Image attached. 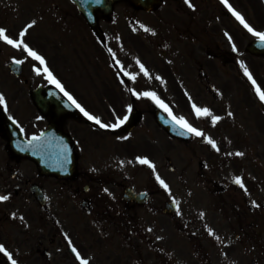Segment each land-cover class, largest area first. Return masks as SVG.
<instances>
[{"label": "flooded vegetation", "instance_id": "flooded-vegetation-1", "mask_svg": "<svg viewBox=\"0 0 264 264\" xmlns=\"http://www.w3.org/2000/svg\"><path fill=\"white\" fill-rule=\"evenodd\" d=\"M191 3L194 8L184 0H169L145 11L129 1H120L113 5L110 15L95 11L103 33L98 36L87 26L75 4L64 0L42 14L51 24H56L57 30L51 39L26 35V42L44 56L53 75L86 111L100 117L104 123H113L114 115L127 116L131 124L129 126L126 121L120 128L103 129L88 120L79 108V112L71 109L73 112L67 113L63 101L45 90L50 86L57 88L54 83H35V78L29 77L30 82L23 79L22 85L19 82L0 84V93L5 95L7 102V110L0 105V195L10 196L9 200L0 202V243L13 252L18 264H80L65 233L89 264H264V164L259 178L243 180L247 192L235 184L234 179L221 181L217 165L206 163L204 158H198L191 168L182 169L180 178L172 179L176 167L172 164L170 148L178 144L188 149L196 143L197 136L189 140L177 139L158 127L153 117L157 104L134 95V92L152 91V82H142L146 77L143 74L138 78L140 82H134L124 75L121 67L123 63L127 68L138 56L143 60L150 57L154 42L150 40L148 46L140 41L148 46L141 50L140 36L134 40L132 36L125 39L122 27L108 34L102 26L112 20L111 16L118 10L155 15L166 7L167 40H164L161 54L169 60L174 54L179 56L182 76V71L187 70L184 56L195 55L194 61H197L204 58L203 54L212 60L217 57L214 51L226 57L233 54L231 44L227 43L228 48L221 50L214 34L204 37L202 30L201 33L197 30L195 36L191 27L198 25L201 18L197 16L209 7L221 12L222 16H233L228 7L222 0H207L206 3L191 0ZM228 3L235 8L232 0ZM83 25L88 34L81 29ZM178 29H182L183 34H174ZM239 30L241 42L250 39L243 25L240 24ZM130 31L133 33L132 29ZM192 36L195 40L190 39ZM245 36L248 37L244 39ZM128 42H132V49L126 45ZM181 42L187 43L180 48L173 45ZM195 42L199 44L196 54L190 46ZM117 48L120 49L118 53ZM242 51L247 54L245 49ZM22 55L31 59L26 53ZM77 59L85 60L79 61V74L84 79L78 83L72 82L76 77ZM169 60L165 66L172 76ZM144 64L151 67L145 61ZM197 64L201 80L204 64ZM34 66L41 69L39 76L45 80L44 65L35 61V65L28 67L30 72ZM108 69L112 77L110 82ZM185 79L196 81L197 78L186 76ZM205 80L213 90L210 80ZM175 85L188 107L190 100L184 80ZM38 86L42 91L36 106L31 91ZM162 100L172 107L170 99ZM198 101L201 106L210 107L214 114L217 111L218 104ZM129 105L132 106L130 111ZM258 105L263 106L262 102ZM259 111V116L264 117V111ZM187 112L189 110L185 114ZM1 114L15 118L26 137L42 134L53 118L55 139H49L41 150L51 148L48 157L53 162L51 167L61 170L58 175L45 173L29 159L10 151ZM185 114L182 115L190 120ZM37 117L42 119L37 120ZM199 119H206L203 122L209 127H198L193 120L192 124L205 133L214 127L210 117ZM120 136L128 139L118 140ZM60 150L64 153L62 158ZM159 153H165L166 165L160 167L153 162L170 192L159 184L147 165L135 160L138 155L151 159V155ZM198 153H202L201 148ZM125 160L135 163L125 165ZM218 216L225 221L223 225L218 223ZM209 228L214 236L209 235ZM217 236L220 239H216ZM0 264H11L3 253H0Z\"/></svg>", "mask_w": 264, "mask_h": 264}, {"label": "rangeland", "instance_id": "rangeland-1", "mask_svg": "<svg viewBox=\"0 0 264 264\" xmlns=\"http://www.w3.org/2000/svg\"><path fill=\"white\" fill-rule=\"evenodd\" d=\"M63 1L64 0H0V27L6 28L10 36L16 37L18 32L27 23L36 20L37 24L29 30V34L44 39L47 36L52 37L54 31L57 29L52 25L48 26L42 24L37 18H39L38 15L40 13H48L45 8H49L50 10V7L52 8L53 5H57L58 3L62 4ZM168 1L169 0H166L165 2ZM200 2L206 3L207 0H200ZM232 4L235 6V9H238L237 11L245 17L249 24L259 31H264V0H232ZM165 10L166 7H162L155 15H147L142 12L137 13L131 10H118L116 11V15L114 14L112 17V20L102 23V26L106 29L108 34H111V30L114 28L117 29L122 27V35L125 39L128 36H132L134 40L137 36H140L138 40L141 50H146L150 40L154 42V46H151L152 55L150 57H146L143 60L138 56L134 61L129 62L127 68H124L123 63L121 67L125 72L130 71L131 73H136L137 75L134 82H140L138 78H142L143 73L139 70L137 60L143 64L144 61L147 62V65L151 67L148 68L145 64L144 65L149 70L150 77L154 79L145 77V80H142V82H152V91L156 92L161 99H170L172 107H169L173 114L180 116L182 114L184 115L185 112L189 110L185 116H189L190 120L186 119L190 123H192L193 120L195 124H198V127L202 125L209 127L208 123L203 122L206 119L201 121L195 116L191 109V102L189 101L187 107L183 101L181 92L177 85H175L176 83H181V79L184 80L187 86L185 90L187 96H191L192 100L195 99V103L198 106H201L198 100H201V103H205L207 100L209 103L213 102L214 104H218L215 114L221 116L222 119L217 122L212 129H207L205 134L216 141L220 151L212 149V146L202 137H197L196 143L192 144L188 149L178 144H173L172 148H170V152L172 164H175L176 170L172 173V179L176 180L180 178L181 170L191 168V165L195 164L198 158H204L205 162L210 165H217L219 169V179L221 181L234 179L236 176H240L244 181L245 179L254 180L255 178H259V174L261 173L260 168H262L264 164V117L262 114L259 116L258 102L260 101L254 88L252 90L251 87V89H249L247 86L248 77L244 73V67H247L253 78L261 85L262 89H264V58H253L242 51V48L244 49V45L248 41L243 40L241 42V30H239V25L236 23L238 20H236L234 16H222L221 12H216L215 9L209 7L197 16L201 18V20L197 26H191L193 30L192 34L196 36L197 30H200V33L202 30V36L204 35V37L212 33L217 37V43L221 50L228 48V43L231 44V52H233V54L231 53V56L226 57V55L222 53L218 54L217 51H214L217 57H214L212 60L206 58V55L203 54L204 58H199L197 61H194L195 55L184 56L187 59L185 65L187 70L182 71L183 74L181 76L180 67L182 65L178 60L179 56L174 54L171 60H169L161 54L160 51H162V47L158 45L163 44L164 40H167ZM218 10L221 11L220 6H218ZM44 21L46 24L47 22L51 23L48 20ZM141 25L144 27H141ZM79 26L80 24L77 23V27ZM82 27H84L83 31L88 34L86 27L84 25ZM145 28H150L152 31H145ZM129 29H132L135 34ZM182 32V29H178L174 34H183ZM225 33L228 35H225ZM119 34H121V31H119ZM195 36H192L190 39L195 40ZM228 36H231L232 39L229 40ZM247 37L248 36H245L244 39ZM250 38H254L251 33ZM140 41H144L148 46L143 45V43L140 44ZM184 43L186 44L187 42L173 45L180 48ZM233 43L236 45L235 50L232 48ZM112 44L116 46L115 42H112ZM119 45L121 46V43H119ZM126 45L129 49H132V42H128ZM198 45V42L190 45L194 54L197 53ZM187 48L188 45L185 47L186 51L188 50ZM124 49L129 51L128 48ZM198 50L200 51V48ZM119 51L120 49L117 48V53ZM21 52V50L15 49L11 45H7L3 41H0V84L17 83L7 69V63L13 60V58L25 61L23 64L24 78L22 79L28 78L30 82L29 77H33L35 78V83L38 81L45 82L46 80L44 81V79H41V76L37 75L36 72L34 73V70L30 72L28 67L30 65H35V62L27 61L22 55L23 52ZM168 60V66L171 68L172 76H169V72L166 69L167 65L165 66V62ZM79 61L82 62L85 60H76V77L75 81L71 80L76 83L84 79V77L80 75L79 65L81 64H79ZM197 62H203L204 64L203 78H201V80L199 79V73L197 71ZM241 62H243L244 67L241 66ZM46 75L47 74H45V76ZM204 75L206 77H204ZM157 76L161 77V79H156ZM186 76L191 78L195 77L197 79L196 81H194V79L188 81L185 79ZM206 78L210 80V84L214 86L213 90L208 86L205 80ZM108 79L109 82L112 81L110 69H108ZM191 83L195 84L191 85ZM7 87L8 86H4L3 88ZM5 93L7 94L8 91L5 90ZM261 109L264 110L263 107ZM229 112L232 113L231 116L228 115ZM204 145L207 147H204ZM200 148L202 153H198ZM209 150L212 151V153ZM236 152H243L244 156L234 155ZM228 153H233V155H228ZM164 156L165 153L151 155V160L155 161V163L161 167L167 163L165 159H163ZM127 160L124 161L125 165L135 163L133 160H130L131 163H129V161L127 162ZM219 195L222 196V193ZM217 219L220 225L225 223L220 216H218Z\"/></svg>", "mask_w": 264, "mask_h": 264}, {"label": "snow or ice", "instance_id": "snow-or-ice-1", "mask_svg": "<svg viewBox=\"0 0 264 264\" xmlns=\"http://www.w3.org/2000/svg\"><path fill=\"white\" fill-rule=\"evenodd\" d=\"M184 2L190 8H194V5L191 3V0H184ZM222 3H224L228 7V9L232 12V14L236 18V20H238L239 23L241 25H243V27L249 33H251L254 37L258 38L261 42H264V31H259V30L255 29L251 24H249L247 22V20L245 19V17L239 11H237L235 8H233L230 3H228V0H222ZM35 24H36V20H32L31 22L27 23L18 32L16 37L10 36L8 34V30L6 28L0 27V41H3L7 45H11L15 49L21 50L23 53L27 54V57H30L34 61H38L41 65H44L43 72L45 74H47L49 81L54 83L56 85V87L59 88L60 91L63 92L64 95L67 96L68 99L70 101H72V103L77 108H79V110L84 114V116H86L88 118V120L94 121L95 124L99 125V127L103 128V129L120 128L121 125H123L127 121V119H128L127 116H124L121 118L120 116L114 115V122L113 123H104V122H102L100 117L95 116V115L91 114L90 112L86 111L85 108L82 107L75 100V98L72 96V94L65 90L64 85L53 75L51 70L47 67V63H46L44 56L41 55L37 50L32 48L26 42L25 37H26L27 33L29 32V30L31 28H33ZM141 27H144V26L141 25ZM144 30L149 31V32L152 31L150 28H145ZM225 35H228V34L225 33ZM228 39L231 40L232 39L231 36H228ZM232 48H233V50L236 49V45L234 43L232 45ZM109 51L111 52V49H109ZM13 62L16 64H23L25 61L22 59L13 58ZM117 63H119V61H117ZM137 64L139 65L140 72H142L144 76L151 78L149 70L145 67V65L143 63H141L139 60H137ZM241 66L244 67L243 62H241ZM33 70L36 72L37 75L41 74V69L39 67L34 66ZM244 73L248 77V79L251 81L252 86L254 88V91L257 94L259 100L262 103H264V89H262L261 85L258 84L257 81L253 78L252 74L249 72L247 67H244ZM124 75L130 76V78L132 80H135L137 74L124 72ZM156 79H161V77L157 76ZM134 95H137L138 97L142 96V97L149 98V99L153 100L159 107L163 108L164 111H166L168 113V115L172 118V121L180 129L183 130L181 132L182 135L187 133V134L195 135L197 137H202L206 140V142L209 145H211L214 149H216V151H220V149L217 147L216 141L213 138H211L210 136H207L202 129L193 126V124L190 123L183 115L177 116V115L173 114L169 105L166 104L164 102V100H162L157 95L156 92H154V91L134 92ZM188 98L191 102V109L198 119L210 117L213 125H215L218 121H220L222 119L221 116L215 115L211 111L210 108L198 106L194 101H192L191 96H189ZM0 105H3L5 110H7V102H6L5 95L3 93H0ZM131 108H132V106L129 105L128 106L129 111L131 110ZM228 115L231 116L232 113L229 112ZM39 119H42V117H37V120H39ZM21 131H23V129H21ZM129 135H131V134H129ZM41 138H42V134H41V136H37V135L33 134L31 139L28 141V144L31 145L34 141H38ZM117 139L118 140H126V139H128V137L120 136V137H117ZM228 155H233V153H228ZM234 155L244 156V153L243 152H236V153H234ZM135 160H136V162H138L141 165H147L152 170V172L154 173L155 178L159 182V184L165 190L170 192L169 185L157 173L155 163L148 156L138 155L135 157ZM121 163H123V162H121ZM129 163H131V161H129ZM234 183L239 185L241 188H243L245 190V192H247V188L245 187V184H244V182L240 176L234 177ZM104 191L107 192L108 189H104ZM9 199H10L9 195H0V202L7 201ZM252 203L254 206L259 207V205L256 204L255 201H252ZM201 215L203 216L204 213H201ZM13 216H15V213H13ZM21 219H23V217H21ZM149 231H151V229H149ZM208 232H209V235H213V236L215 235L214 231L211 228L208 229ZM64 235H65V239L67 240L69 247L71 248V251L75 254V258L80 262V264H89V261L87 259H85L81 255V253L78 251V249L74 246V244H73L71 238L68 236V234L65 233ZM216 239H220V237L217 236ZM0 253H3L7 257V259L11 262V264H18V261L13 258V252L10 251L3 243H0Z\"/></svg>", "mask_w": 264, "mask_h": 264}, {"label": "water", "instance_id": "water-1", "mask_svg": "<svg viewBox=\"0 0 264 264\" xmlns=\"http://www.w3.org/2000/svg\"><path fill=\"white\" fill-rule=\"evenodd\" d=\"M76 5L78 6L79 10L82 12V14L87 19V22L91 25V27L95 28V19H93L91 16L95 9H104L109 10L111 7V4L114 1L117 0H73ZM135 3H139L142 6H145L146 8L149 7V5H152L154 3H158L159 0H131ZM264 42L261 41H254L248 46V50L251 53H255L257 55H260L264 53ZM12 72L15 74L20 73V66L16 63H12L9 65ZM37 91H35L36 93ZM34 101H36L34 96ZM155 118L157 123L167 130L169 133H171L174 136L180 137L182 136L181 132L183 131L180 129L173 121L166 118L163 114L157 113L155 114ZM187 135V133L183 134ZM8 139H9V145L10 147L17 153L30 157L35 162H37V143L38 141H34L31 145L28 144V141H25L22 139L21 135L18 133V131L14 128L13 131H8Z\"/></svg>", "mask_w": 264, "mask_h": 264}]
</instances>
